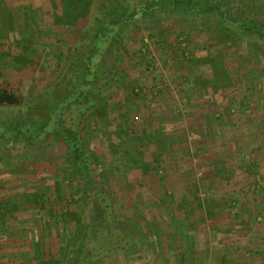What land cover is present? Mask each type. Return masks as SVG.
Listing matches in <instances>:
<instances>
[{
  "label": "rangeland",
  "instance_id": "1",
  "mask_svg": "<svg viewBox=\"0 0 264 264\" xmlns=\"http://www.w3.org/2000/svg\"><path fill=\"white\" fill-rule=\"evenodd\" d=\"M68 1L0 0V88L24 99L0 106V132L50 130L63 109L84 162L59 132L0 138V264H87V236L88 264H264V37L215 13L145 16L150 0H78L73 17ZM213 1L264 25V0ZM129 10L74 100L91 39Z\"/></svg>",
  "mask_w": 264,
  "mask_h": 264
},
{
  "label": "trees",
  "instance_id": "2",
  "mask_svg": "<svg viewBox=\"0 0 264 264\" xmlns=\"http://www.w3.org/2000/svg\"><path fill=\"white\" fill-rule=\"evenodd\" d=\"M68 10L70 13H72V17L77 13L80 14V2L78 0H69L68 1ZM163 9H171L173 11L183 13V14H190V15H199L204 16L208 14H218L222 20L232 26L239 34L243 36H263L264 37V25H246L239 20H236L230 16V13L227 9H224V7L219 4L216 1L213 0H202V1H192V0H150L148 3V6L146 8H143L141 10L142 14L145 16H148L150 14L156 13ZM74 13V14H73ZM82 14V13H81ZM136 13L133 11H128L124 15L121 16H114L109 19V22H105L101 25V27L97 30L94 37L91 39L90 49H89V55L87 57L86 61V69L87 74L85 75V79L81 83L80 87L76 88V92H78V96L74 100H79V98L82 96V94L85 92L84 89H81L82 87H88L89 85V75L90 78L96 71V67L98 65V62H96L97 56H104L105 52H109L108 47L105 48L107 44H112V41H110L112 38H114L115 35H112V29L111 26L115 24H120V22H128L135 19ZM116 40V39H115ZM90 86H91V80H90ZM75 101V102H76ZM24 99L21 95L16 93L15 91L5 87L0 88V106H16L23 104ZM63 113V109H60L54 115H52L51 123L49 126L50 130L44 129L43 132L39 131L37 132V129L31 125L29 122L24 123H17L14 125L12 130L10 132H0V138H6L9 136L10 142H18L19 139L24 138L27 140V143L30 144H38L43 139L44 136L47 135V133H54L59 132L62 137L64 138V141L72 151V154L74 156V159L78 162L80 168H83L84 162H82V157L80 153V148L78 144L76 143V140L73 139V137L70 136V134L61 129V116ZM44 135V136H43ZM59 200L61 197V190L59 184H56L55 189ZM89 197H86L84 200L88 201ZM36 201V209H45L46 203H53L54 199H52V195L48 192H43L41 194H37V197L35 199ZM18 208V207H16ZM12 209V212L14 210ZM49 215L54 217L55 209L52 205L50 209L48 210ZM69 213V212H68ZM66 213V214H68ZM65 215V213L63 214ZM113 216V215H112ZM110 216L108 218V221H114V218ZM113 218V219H112ZM112 219V220H111ZM81 222V221H80ZM115 223V222H114ZM113 225V224H111ZM90 228V222L86 225ZM95 234L103 237L105 233H103L102 228L104 227L101 223H95ZM101 234V235H100ZM98 237V236H97ZM88 239V236H87ZM84 241L82 246L86 250V254L84 255L85 263H90V257L91 259L95 257V254L97 255V249L92 247L90 249V243L89 241ZM98 238H96L97 240ZM114 249H117L115 246ZM91 250V252H90ZM39 255V254H38ZM93 260V259H92ZM40 264H59L57 260L50 259L48 261L41 260Z\"/></svg>",
  "mask_w": 264,
  "mask_h": 264
}]
</instances>
